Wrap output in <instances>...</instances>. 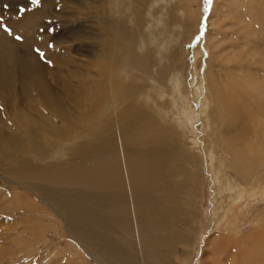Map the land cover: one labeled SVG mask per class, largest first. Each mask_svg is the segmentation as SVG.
Returning <instances> with one entry per match:
<instances>
[{
	"label": "rangeland",
	"instance_id": "1",
	"mask_svg": "<svg viewBox=\"0 0 264 264\" xmlns=\"http://www.w3.org/2000/svg\"><path fill=\"white\" fill-rule=\"evenodd\" d=\"M50 1L54 3L55 10L60 11V13L58 12L59 19L57 18V12L51 11L52 13L49 12V14L42 19V26H38L39 31L37 30V32H35V30H31L33 31L32 33L36 38L40 37L41 39L45 38L43 36L47 34L46 29H49L51 33L47 37V39H49L47 44H54V46H57L55 45L57 43L51 41L52 39L50 40V35H52L55 31H58V29H61L60 27H63V24L69 25L70 23L74 25L83 24L85 26V30L90 32H94V30L99 27L104 29L107 22L111 24L119 22L124 30H128L133 26V24H137L139 33L142 35H148V37L143 36L135 38L136 33H134L131 36L130 52L132 54L130 55L133 58L132 63L134 64L133 67L135 70H129V74H127L128 72L125 73L128 77L126 82L124 80V83L127 84L128 88L137 91L138 101H145L147 105L154 103L153 101H156L157 98H159L156 94H151V96H149L152 97L151 100L148 98L143 100L145 95L151 91V81H154L153 77L156 75L155 70L156 68H159V66L161 67L160 70H162L160 82L164 84L165 80L163 76L166 74V72L163 66L166 64L170 70V72H168V79H170L172 76V80L174 79L173 75L175 73L171 72L178 71L179 74L180 72H185L187 66L190 65L191 60L195 61L194 64L197 65L199 72L203 71L205 67L209 65L212 68L214 75L217 76L220 74L223 76V78L225 76L224 79H226V77L229 78L230 81L228 80L226 83L220 85L223 89L225 88V92L231 93L233 91L234 96L235 91L237 90L235 88V83L242 80L244 81L246 74L251 73L252 77H255V79H251V83H256L259 87L257 90H261V103H259L258 114L253 113L250 119L245 121L244 115L247 114V112H245L240 117V120L236 119L237 122L232 124V132L235 134L236 138L241 140V143H244V141L252 142V146H250V154H252V148L256 144V141L251 138L253 136L252 125H254V121H257L260 124L259 130L261 137L259 141L264 143V125H262L264 119V0H249V2L242 0V2L245 3L242 7L237 5L234 2L235 0H212L210 5L207 4L206 0H112L119 3L117 5V12L108 8L112 7L110 6L111 4H106L100 0L98 1V4L94 3L95 0H76L79 4L71 2L68 3L65 1L66 5H64L61 0H41L38 6L31 5L29 0H0V16L4 17V22L11 27L13 34L9 35L3 29L0 30L8 35V37H10L14 42H23V34L18 30L17 27H15L18 25V23H15L14 21L21 18H18L19 8L21 6L31 8V11L27 12H32L37 8H42ZM109 1L110 0H108V2ZM88 2L91 4H88V7H86ZM203 2L205 4H203ZM245 5L247 9H245ZM73 12H77L79 15L74 17L72 16ZM150 13L151 19L149 16ZM212 14L213 18L211 19L210 16H212ZM172 16H175L176 20L175 24L173 25L172 23L174 20ZM62 18L67 21H64ZM102 22L105 23L102 24ZM56 23L57 27L54 26ZM165 27H167V29ZM41 29H43V31H41ZM60 31L61 30H59V32ZM217 32L218 34H216ZM147 33H151V35ZM210 33L213 34L212 37H216L208 39V35ZM17 35L21 36L22 40H17L15 38ZM144 40L149 42L144 45ZM90 41H92L91 43H93V45L96 43L94 48L91 50H94L98 46L99 54H102L103 56H109V54L112 53L111 51L114 50L112 45L114 40L112 36L103 39L91 37ZM138 45H140L141 48H139ZM150 45L153 53L151 56V68L148 70L146 66L142 64L140 65L138 57L144 51V47H150ZM208 45H210V47ZM20 47L22 48L23 46L21 45ZM36 49L39 48L35 47L34 49L35 54L39 56ZM57 49L54 48L53 52L57 53L58 55H62V58L67 57V59H70L68 57V53L65 52L64 46H59V50ZM157 49H160L159 55L157 53ZM219 50L221 51L219 52ZM42 52L44 53V58L42 59L41 56H39V60L44 64L46 63V67H54L53 61L48 58V55L45 54L44 51ZM205 53H207V55H205ZM178 56L182 57L177 58ZM85 57L88 59L87 56ZM172 58H175V61H173ZM49 61L51 63H49ZM135 63H137V65ZM141 66H143V69ZM171 66L176 67V69L172 68ZM97 67L102 69L103 67L106 68L107 65L99 59L96 68ZM3 68H5L4 65ZM76 68L78 72L80 68L85 73H88L89 70L88 67L84 65H80L79 69L78 67ZM106 69H108V67ZM130 73H135L137 76L132 74L130 75ZM139 74H143V76H140ZM147 75L148 78L151 77V81L149 79L148 81L144 79L147 77ZM108 76L109 75L107 71L106 78H109ZM129 76L131 79H129ZM132 76L135 78H133L134 81ZM50 83L54 84V81L50 80ZM165 84H168L170 88L171 101L164 102L165 100L163 99L164 101L162 102V106L165 107L164 113L168 114L165 115L164 113H159V111L156 112L155 106L150 108L147 106L146 107L153 111L152 115L154 117H156V113L163 116L160 119L162 122L166 121L164 124L171 128V141L174 148L181 147L185 151L188 150L198 154L196 157L197 160L195 161L196 164L194 163L191 165L189 164L190 162L184 163V167L189 170L190 174L193 175V181L190 182V192L192 190V195L189 193L191 198H187V203L189 205L188 213L190 214H179L180 212L173 210L169 213L168 217V229L170 230H168L166 226L161 228L156 227L152 225L151 219L148 218L147 220H144L141 217L147 209L151 210V202L145 199L144 203L135 205L136 201L131 198L134 195V192L129 189V184H127L128 188H126L127 186L122 188V184H119V192L122 196L124 195V199L121 201V204L123 214L125 215L127 222L123 225L122 229L117 228L116 233L118 234V237L116 240H114V243L117 245L118 249L126 252L128 256L132 257L133 259H137L142 264H160L161 262V264H218L219 262V264H227L222 262V260L227 262V259L224 260L225 257L222 255L221 251H223L225 248H227L228 251L229 249L231 250V248L223 244L222 238H233V236L239 235V233L234 234V231L237 228L235 225L237 223H240V236H244L246 233L252 230L253 222L251 219H253L255 216L264 218V187H262L264 186V178L261 180L262 183L256 184L258 187H261L262 190L258 189L257 191L253 192L254 194L247 192L250 195L247 194L242 196L243 198L240 196L233 201L231 197H229L226 201H224V203H222L223 194L226 192H224V189L221 187L222 185L218 182V180H216L217 178L214 162H210V158L208 157L209 153L207 152H209L211 149V141L209 136L207 137L204 132V124L199 112L202 93L199 94V100L196 98L192 106L195 118L192 117L188 119L189 125L186 127H184L185 125H182V128H179L174 125L175 122L180 120L179 115L187 116V114L179 112V115H175L174 109L178 110V108L175 106L176 102L174 100L176 83L174 80H166ZM249 84L250 83H247V86H249ZM239 85L241 84L239 83ZM148 89L150 91L147 93ZM240 90L238 94H242L243 89L241 91ZM58 91L61 92V94L57 96L59 101H67V107H73L75 105L78 99L68 101L64 99L65 93L62 92L61 89H58ZM90 91V88L84 87L81 96L84 95L87 99L90 98ZM140 94H142V96ZM186 95L187 93H184V102L188 101V99L191 97H186ZM111 97L106 95L107 100L102 107H97V99L91 98V104L93 106L89 105V107L93 110V112L97 110V112L102 111V124L106 121V119L115 116L113 109H111V104L113 101L116 102L119 100L116 98L113 100ZM231 99L233 104L239 105L245 110H249L251 102L249 101V96L246 95L245 92H243V97L241 100H236L233 98ZM8 101H10L13 105L5 104L0 100V118L3 119L0 122V131L9 129L8 131L11 136L16 134L13 137V140L16 143L15 145H19V147H10V145H12L10 144L12 138L8 139L9 143L6 141L7 143L5 145H8V148H5L2 146L3 144L0 143V184L4 186L0 188V190H2L0 195H3L5 199H10L8 201L0 202V219L1 221L4 219L10 223L15 222V224L18 226L22 224L24 229L27 225H32V228L35 225V234H38V244L36 243L33 248H38H34L33 250L29 251L27 250L28 248L24 246V251L22 252H24L25 255H22L20 258H15L14 255L18 253L17 240L19 239L20 241L21 235L13 232L9 238V240H11V245L14 246V255H12L13 258L10 254H3L2 257H0V264L1 261H3L2 264H98L90 255V249L88 245L91 244L92 248L95 246L93 248L94 250L92 251L98 252L102 255V252L97 251L96 249H98L97 246L100 244V246L103 245L104 248V244H102L103 240L98 236L99 233H103L91 232L90 230H86L84 232L80 229L77 230L78 224L74 221L75 218H73L77 214L75 211L77 208L67 209L62 204V202L59 204L57 203L56 200L59 198L55 196V192H61L60 195H63L64 193L66 194L67 192L70 195H74L76 190L82 187V185L75 182L65 184L64 182L57 181L56 183V177L59 176L63 171L70 170L79 157H77L74 153L77 158L73 159L66 153L67 147L69 145L68 141L72 140V143H83L87 141L88 134L83 132L78 134V131H76L72 136H70V139L67 137L65 140L61 141L56 139L50 144L46 141L48 140V137L51 138L47 132L45 133L43 139L41 135L40 137L36 135L37 137H35L36 139L34 138V140L33 138L28 139L21 133L19 128H14L12 120L13 113L15 111H22L24 109L25 102L23 97H21L20 100L18 99L16 103L12 102L11 98H8ZM246 102H248L249 105ZM116 103V110L118 111V109L123 106L124 102ZM171 103H173L174 106H170ZM191 103L192 102H189L188 104ZM85 104L87 105L88 101ZM39 107L42 109L41 112L48 118H52L54 116L52 113L48 112L45 107ZM32 109L30 112L35 113V111ZM37 109L35 108L36 113L39 111ZM78 109L83 110L84 108ZM25 110L29 111L27 109ZM103 111L107 112L103 114ZM169 118L172 119L169 120ZM209 119L210 126L214 129L213 135L214 137H217V122L214 118ZM67 121L73 125L74 121L72 119H66V122ZM181 129L183 131H181ZM181 132H183V134ZM18 133L22 135H19ZM233 133L230 134L232 137L234 136ZM115 136L116 138L112 143V147L107 152L92 154L89 160L79 162L78 167L75 164V172H79L80 175L83 173L86 174L88 165L94 162H102L106 158H113L114 164H117L118 167L117 177L121 180L123 179L122 181H125V170H127L129 174L130 169L129 165L128 169L121 165L123 160L122 153L119 150L122 149L123 140L118 133H116ZM127 142L130 144L134 143L131 140H127ZM148 145H151V142H149ZM205 147H207L209 150L205 149ZM4 154H7V158H5ZM145 155V151H140L137 156L133 154L130 156L132 158L141 159ZM20 158H26L27 160L29 159L28 161H31L30 163L37 165L39 169L46 168L45 172L41 171L42 175L39 176V174L36 175L34 171H25L24 169L20 168ZM124 164L125 162L123 165ZM150 172L151 171H149V175L144 177L151 179ZM231 173L232 179L235 181V183H239L240 186H244V183L238 178L237 174L233 172ZM47 178H51V181H47ZM12 181L20 184L14 185ZM18 190H23V195L28 197L29 200H32L33 206L30 203L27 209L24 207V209H21V207L17 208L14 203L13 205H10L13 200L17 199V197L14 195ZM244 197L246 198L244 199ZM85 203L87 204V202ZM85 203L84 206L86 207ZM217 203L218 205L216 206ZM179 204L184 207V202H179ZM62 207L64 208L62 209ZM85 207L81 208L86 209ZM155 210L157 211V209ZM57 211L58 214L60 213L59 215L63 217L62 220L58 218ZM55 216H57V218ZM99 216L101 217L102 215ZM110 216L113 220L111 214ZM53 217H55V219H53ZM113 217L115 220L116 216L114 215ZM72 221L76 225H74ZM259 225H261V222ZM29 235L30 234L27 231L24 233L27 241L29 239ZM13 239L17 240L13 241ZM145 240L149 243L147 242L145 244ZM240 244L244 245L245 243L243 242ZM211 247L214 248L213 251L210 249ZM152 248L156 251H154ZM230 250L227 256L232 254V250ZM150 255L153 256L151 257ZM261 256V261L264 262V249L261 252Z\"/></svg>",
	"mask_w": 264,
	"mask_h": 264
},
{
	"label": "bare ground",
	"instance_id": "2",
	"mask_svg": "<svg viewBox=\"0 0 264 264\" xmlns=\"http://www.w3.org/2000/svg\"><path fill=\"white\" fill-rule=\"evenodd\" d=\"M65 1H67L68 3L71 2L79 4L76 0H61L64 5H66ZM98 1L99 0H95L94 3L98 4ZM100 1L106 4H111L110 6L112 7L108 8L117 12V5L119 4L118 2H114L112 0H110L109 2L108 0ZM246 1L249 2V0ZM234 2L240 7L245 4L244 2H242V0H235ZM88 4L91 3L88 2L86 7H88ZM203 4L205 3L203 2ZM245 9H247L246 5ZM51 11H56L54 8V3L52 1L46 3L40 9L37 8L32 12H27L20 19L14 20L15 23H18V25H16L15 27H17L18 30L23 34V42H14L10 37H8V35L0 30V100L5 104L13 105L10 101H8V98H11V101L16 103L18 99L20 100L21 97H23V100L25 102L24 109L22 111H15L13 113L12 120L14 128H19L21 133L28 139L33 138L34 140L35 137H40V135L43 139L45 133L47 132L48 135L51 136V138L48 137V140L46 141L50 144L53 142V140L56 139L60 141L65 140L66 137L70 139V136H72L76 131H78V134H80V132L88 134L87 141L83 143H72V140L68 141L69 145L67 147L66 153L73 159H76L79 156L74 163V165L76 164L77 167L79 162L89 160L92 154L107 152L112 147V143L116 138V133H118L122 138L123 146L119 151H121L122 153L123 162L122 164H120L127 169L129 165L130 169L129 174L128 171L125 170V181H122L123 179L121 180L117 177L118 167L117 164H114L113 158H106L102 162H94L88 165L86 174L83 173L82 175H80L79 172H75L76 166L73 165L70 170L63 171L59 176L56 177V183L57 181L64 182L65 184L75 182L82 185L81 188H78L76 190L74 195H70L68 192L66 194L64 193L63 195H60L61 192H55V196L59 198L56 200L57 203L59 204L62 202V204L67 209L77 208L75 210L77 214L73 217L75 218L74 221L78 224L77 230L80 229L83 230V232L86 230H90L91 232L103 233H99L98 236L103 240L102 244H104V248L103 245L100 246L101 244L98 246L96 245L98 248L96 250L101 251L102 255L98 252L92 251L94 250L93 248L95 246L92 248L91 244L88 245L90 249V255L95 260V262H97L98 264H142L137 259H133L132 257L128 256L126 252L118 249L117 245L114 243V240H116V238L118 237V234L116 233L117 228L122 229L123 225L127 222V219L123 214L121 204V201L124 199V195L122 196L119 192V184H122V188H125L127 184H129V189L134 192V195L131 198L136 201L135 205L144 203L145 199L151 202V210L147 209L141 217L144 220H147L148 218L151 219L152 225L156 227L161 228L166 226L168 229L169 213L173 210H175L176 212H180L179 214H190L188 213L189 205L187 203V198L190 199V194L192 195V190L190 192V182L193 181V175L190 174L189 170L184 167V163L190 162L189 164H194L197 160L196 157L198 156V154L196 152H190L188 150L185 151L181 147L174 148L171 141V128L164 124L166 123V121L162 122L160 119L163 116L156 113V117H154L152 115L153 111L147 108L155 106L156 112H165V107L162 106V102L164 100V102L171 101L170 88L168 84H165L166 80H174L176 83L174 100L176 102L175 106L178 108V110L174 109L175 115H179V112L187 114V116L179 115L180 120L178 122H175L174 124L179 128H182V125H185L184 127H186L187 125H189L188 119L192 117L195 118L192 106L195 102V99L198 98L199 100V94L202 93L199 112L204 124V132L207 137L209 136L211 141V149L209 150L207 147H205V149L209 150V152L207 153H209L208 157L210 158V162H214L216 169V180H218V182L222 185L220 186L222 187V189H224V192H226L225 194H223L222 203H224V201H226L229 197H231L233 201L240 196L242 197L249 193L254 194L253 192L261 189V187H258V185H256L262 183L261 180L264 178V143H261L259 141L261 137L259 130L260 124L257 121H254V125H252L253 136L251 138L256 141L255 146H253V148L251 147L252 154H250V146H252V142L244 141V143H241V140L236 138L235 134L232 132V124L234 122H237L236 119L240 120V117L245 112H247V114L244 115L245 119L243 118L245 121L250 119L253 113L258 114L259 103H261V90H257L259 87L256 83H251V79H255V77H252L251 73L246 74L244 81L242 80L235 83V88L237 90L235 91L234 96L233 91H230L231 93L225 92V88L223 89L220 85L226 83L229 78L226 77V80L224 79L225 76L223 78V76H221L220 74L217 76L214 75L212 68L209 65H205V69L199 72L197 65L194 64L195 61L191 60L190 65L187 66L185 72H180V74L178 71L171 72L175 73L173 75L174 79L172 80V76L170 77V79H168V72H170V70L166 64L163 66L166 72V74L163 76L165 80L164 84L160 82V78L162 77V70H160L161 67L159 66V68H156V75L153 77L155 82L151 81V77L148 78V75L146 78H144L146 79V81H148V79L151 81V91L148 89L147 93L149 91L150 92L145 95L143 100H145L146 98L151 100L152 97H149L151 96V94H156L159 97H156V101L152 100L154 103H150L149 105H147L145 101L139 102L137 91L128 88L127 84L124 83V80L126 82V79L128 77L127 74H129V70H135V68L133 67L134 64L132 63L133 58L130 55L132 54L130 52L131 36L136 33L135 38L143 36L148 37V35H142L139 33L137 24H133V26L130 27L131 29L129 28L128 30H124L119 22L112 24L107 22L104 29L99 27L95 29L94 32L86 31L83 24H63V27H60L61 29H58V31H55L52 35H50V40L52 39L51 41L57 43L55 44L57 46H54V48L56 49L58 47L57 50H59V46H64L65 52L68 53V57L70 58L67 59V57L62 58V55H58L57 53L53 52L54 48L49 47V44H47V41L49 40L47 39V37L51 33L49 29H46L47 34L43 36L45 38L41 39L40 37L36 38L32 33L33 31H31L35 30V32H37L38 26H42V19ZM56 12L58 18V12L60 13V11ZM76 15L79 14L77 12L72 13V16L76 17ZM149 16L151 19V13L149 14ZM210 17L212 19L213 14ZM172 18L174 20V22L172 23L173 25L175 24L176 20L175 16H172ZM103 23L105 22H102V24ZM54 26L57 27V23ZM165 28L167 29V27ZM59 30L61 31L59 32ZM147 34L151 35V33ZM216 34H218V32ZM212 35L213 34L210 33L208 35V39L216 37H212ZM110 36H112L114 40L112 43L114 50L111 51L112 53H110L109 56H103L102 54H99L98 46L94 50H91L96 44L95 42L94 45L93 43H91V37L103 39ZM147 42L149 41L144 40V45ZM21 45L23 46L22 48L20 47ZM138 46L139 48H141L140 45ZM208 46L210 47V45ZM35 47L44 51L45 54L48 55V58L53 61L55 68H51L50 66L46 67V63L44 64L39 60L38 57L40 55L37 56L35 54ZM220 51L221 50H219V52ZM152 53L153 51L151 50L150 45V47H144V51L138 57L140 65L142 64L146 66L148 70L151 68ZM157 53L159 55L160 49H157ZM85 56H87L88 59ZM180 57L182 56H178L177 58ZM99 59L102 62L106 63L108 69H106L107 67H103L102 69L100 67L96 68ZM172 60L175 61V58H172ZM135 64L137 65V63ZM3 65L5 66V68H3ZM80 65L88 67V73H85L83 70H81V68L79 69ZM76 67H78L79 72L76 70ZM141 67L143 69V66ZM172 68L176 69V67L174 66ZM107 71L109 78H106ZM131 74L132 73H130V75ZM132 75H135V73H133ZM139 75L143 76V74ZM133 78L134 76H132V79ZM129 79H131L130 76ZM50 80H53L54 84H51ZM239 83L241 85H239ZM247 83H250L249 86H247ZM84 87L91 89V91L89 92L90 98L88 99L84 95L81 96ZM58 89H61L62 92L65 93L64 99L68 101L78 99L73 107H67V101H59L57 96L61 94V92H59ZM240 89H243L242 94H238ZM243 92H245V94L249 96V101L251 102L249 110H245L239 105L233 104L232 102L231 98L241 100L243 97ZM184 93H187L186 97L191 96L188 101L185 100L186 102H184ZM106 95L109 97L112 96L111 98L113 100H115L116 98L119 100L116 102H124V104L117 111V103L113 101L111 104V109H113L115 116L111 118L107 117L108 119H106V121L104 120L105 122L102 124V111L97 112V110L93 112L89 105H92L91 98H95L97 99V107L104 106L107 100ZM140 95L142 96V94ZM87 101L88 104L86 105L85 103ZM189 102L192 103L188 104ZM246 103L249 105L248 102ZM39 106L45 107V109L48 112L52 113L54 116L52 118H48L41 112L42 109ZM170 106H174V104L171 103ZM35 108H38L37 110H39L37 113ZM78 108L84 109L79 110ZM25 109L29 111H26ZM31 109L34 110L35 113L30 112ZM105 112L107 111H103V114ZM164 114L166 115L168 113ZM209 118H214L217 122V137H214L213 135L214 129L210 126ZM66 119H72L74 121L73 125L68 121L66 122ZM171 119L172 118H169V120ZM2 120L3 119L0 118V122ZM262 125H264V119ZM8 130L6 129L0 131V143L3 144L2 146H4L5 148H8V145L5 144L7 142L9 143V138H12L10 141V144L12 145H10V147H19V145H15L16 143L13 140V137L16 134H13L11 136ZM181 131L183 130L181 129ZM181 133L183 134V132ZM232 133L234 135L233 137L230 135ZM18 134L22 135L20 133ZM127 140H131L134 143L130 144L129 142H127ZM149 142H151V145H148ZM140 151L146 152V155L143 158H132L130 156L132 154L137 156ZM6 155L7 154H4L5 158H7ZM20 159V168L24 169L25 171H34L36 175L39 174V176L42 175L41 171L45 172L46 168L39 169L37 165L30 163L31 161H28L29 159ZM124 162L125 164L123 165ZM149 171H151V179L144 177L149 175ZM231 172L237 174L238 178L244 183V186H240L239 183H235V181L232 179ZM51 178H47V181H51ZM12 183H14V185L20 184L13 181ZM1 187L4 186L0 184V188ZM126 188H128V186ZM1 192L2 190H0V194ZM14 196L17 197V199L13 200L10 205H13L14 203L17 208L21 207V209H27L30 203L32 205V200H29L28 197L23 195V190L16 191ZM245 198L246 197H244V199ZM8 200L10 199H5L3 195H0V202ZM85 202H87V204ZM179 202H184V207L181 206ZM84 203L86 204V207L84 206ZM218 203L216 204V206L218 205ZM81 207H85L86 209H83ZM63 208L64 207H62V209ZM155 209H157V211ZM165 213H167L168 215ZM59 214L58 218L62 220L63 217ZM110 214L112 215L113 220L111 219ZM99 215L102 216L100 217ZM114 215L116 216L115 220L113 217ZM55 217L57 218V216ZM55 217H53V219H55ZM251 221L253 222L252 230L246 233L244 236H240V223H237L235 227H237L238 229L236 228L234 234L239 233V235H235L233 236V238H222L223 244L229 246V248H231L232 250V254L228 256L227 254L229 253L230 249L227 251V248H225L223 251H221L222 255L225 257L224 260L227 259V262L223 260L222 262L227 264H264V262L261 261V252L264 249V218L255 216L253 219H251ZM260 222L261 225H259ZM26 231L30 234L28 236V241L26 236H24V233ZM13 232L21 235L20 241L19 239H13V241L17 240L18 242V253L15 255L13 249L14 246L11 245V240H9V238L11 237V233ZM147 242L148 241H146L145 244ZM243 242L245 244L241 245L240 243ZM36 243L38 244V234H35V225L33 228L32 225H27L24 229V226L22 227V224L18 226L15 224V222L10 223L5 221L4 219H2V221L0 219V257H2L3 254H10L11 256L14 255L15 258H20L22 255H25V253L22 252L24 251V246H26V248H28L27 250L30 251L35 248H33V246H35ZM37 248L38 247H36L35 249ZM210 249L212 251L214 250L213 247H211ZM153 250L156 251L155 249ZM2 263L3 261H1V264Z\"/></svg>",
	"mask_w": 264,
	"mask_h": 264
},
{
	"label": "snow or ice",
	"instance_id": "3",
	"mask_svg": "<svg viewBox=\"0 0 264 264\" xmlns=\"http://www.w3.org/2000/svg\"><path fill=\"white\" fill-rule=\"evenodd\" d=\"M40 2H41V0H29V3L33 6H38L40 4ZM206 2H207V4L210 5L212 3V0H206ZM27 11H31V8H26V7L21 6L18 10V18L22 17L23 14ZM0 29H3L9 35L13 34L11 27L4 22L3 16H0ZM41 31H43V29H41ZM15 38L17 40H22V37L19 35L15 36ZM49 47H54V45L49 44ZM36 51L41 56V58L43 59L44 53L40 49H36ZM205 55H207V53H205Z\"/></svg>",
	"mask_w": 264,
	"mask_h": 264
}]
</instances>
